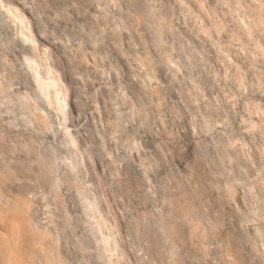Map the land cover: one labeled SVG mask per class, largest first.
Segmentation results:
<instances>
[{
  "label": "clouds",
  "instance_id": "clouds-1",
  "mask_svg": "<svg viewBox=\"0 0 264 264\" xmlns=\"http://www.w3.org/2000/svg\"><path fill=\"white\" fill-rule=\"evenodd\" d=\"M0 264H264V0H0Z\"/></svg>",
  "mask_w": 264,
  "mask_h": 264
}]
</instances>
